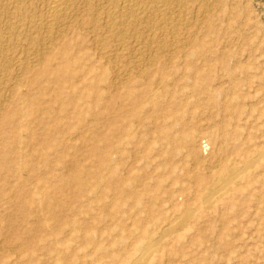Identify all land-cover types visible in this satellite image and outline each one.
<instances>
[{"label": "rangeland", "instance_id": "374dc122", "mask_svg": "<svg viewBox=\"0 0 264 264\" xmlns=\"http://www.w3.org/2000/svg\"><path fill=\"white\" fill-rule=\"evenodd\" d=\"M71 21L5 132L1 264H264V0H216L124 52ZM156 52L147 71L167 83L138 107L139 77L119 94L116 71Z\"/></svg>", "mask_w": 264, "mask_h": 264}, {"label": "bare ground", "instance_id": "6f19581e", "mask_svg": "<svg viewBox=\"0 0 264 264\" xmlns=\"http://www.w3.org/2000/svg\"><path fill=\"white\" fill-rule=\"evenodd\" d=\"M215 3L216 0H0V264L3 261L6 252L5 228L3 225L5 219L3 215V206L5 202L4 170L7 167L6 155H4V148L7 139L5 132L7 131V126H12L11 133H15L16 130L19 129L18 119L21 116V112L18 108V93L20 87L23 85L22 83H24V76L27 73H32L42 77L50 73V70L47 67L51 59V56L49 57V52L54 46H56L55 44H57L58 41L64 38L65 29L62 30V28L69 25V23L72 22L71 20H82L81 22L79 21V23H81V28L83 30H86L87 27L89 28V34L93 36V41L97 46L95 47V50L99 49L98 51L101 50L105 52L107 49L106 52H108V48L111 47L110 49H113L114 51L122 50L124 52V49L131 45V42L129 45L128 41L133 37L139 38L143 36L142 32L145 34V31H147L148 39L150 41H156L163 38V36H166L169 28H171L170 31L174 30V27L177 25L175 22L181 20H206L209 15L210 7L213 5L215 6ZM68 20L70 22H68ZM167 20H172L174 23L171 21V24L173 23L172 26L174 27H172ZM75 24L77 23H74L73 25ZM180 24L178 23V26ZM73 25H71L72 27H68H71L72 29L74 27ZM180 27L181 25L179 28ZM140 28H143V31ZM99 29V32H101V30L103 31V37H99V35L102 34L98 35L96 33ZM111 41L115 44L112 45ZM135 42H137L136 39L134 40V43ZM160 45L163 46L164 43H160ZM79 48L81 47L79 46ZM163 51L164 50H162V52ZM66 53L67 51L63 52L64 55H66ZM109 55H112L111 51ZM156 56H159L157 52L153 57L149 58L144 65L139 64L138 67L116 69V80L113 81L112 85L115 84V87L117 88L116 92H119V94L127 81L133 76L139 77V83L143 86V90L134 96V103H136L138 107L141 105H144L145 107V105L151 104L153 100L160 98L161 92L158 90V85H164L167 83L164 76L159 78V80H155L153 79L152 74L149 73L153 70H151L153 66L150 67V65L156 64H151V61L153 62ZM106 57L109 56L107 55L105 58ZM65 62V66L69 67L72 60L66 59ZM167 63L169 64V62ZM149 67L151 71L148 70ZM153 88L155 90H153ZM121 94L123 96V93ZM10 101L16 106L15 108L8 109V103ZM155 109L157 113H164L163 111L165 110V108L162 107H157ZM165 113L164 116L166 118L171 116H168L170 113ZM191 137V133L187 134L186 140L191 142ZM199 158L195 156L197 161ZM102 162L105 163V160ZM193 165L194 167L196 166L194 162ZM208 177L211 176L209 175ZM39 197L41 199L46 197L45 200L48 198V196H45L44 194H39ZM109 207L110 206L107 208ZM38 222L36 223L39 225L41 221Z\"/></svg>", "mask_w": 264, "mask_h": 264}]
</instances>
